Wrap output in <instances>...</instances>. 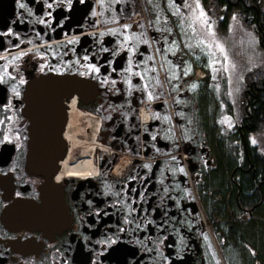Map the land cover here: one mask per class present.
I'll list each match as a JSON object with an SVG mask.
<instances>
[{"label":"flooded vegetation","instance_id":"af4514ba","mask_svg":"<svg viewBox=\"0 0 264 264\" xmlns=\"http://www.w3.org/2000/svg\"><path fill=\"white\" fill-rule=\"evenodd\" d=\"M174 2L179 12L169 0H73L71 9L65 0H0V264H264V116L253 118L264 93V0H200L215 33L248 40L252 65L245 60L234 109L222 65L213 73L193 45L211 37L184 0ZM133 33L149 40L136 42L133 58L144 79L126 74L127 51H116ZM62 76L92 83L94 98L26 102L29 82ZM70 106L95 146L85 177L64 169ZM43 201L67 215L63 227L21 222L18 203ZM113 234L117 244L100 243Z\"/></svg>","mask_w":264,"mask_h":264},{"label":"snow or ice","instance_id":"6c2138e0","mask_svg":"<svg viewBox=\"0 0 264 264\" xmlns=\"http://www.w3.org/2000/svg\"><path fill=\"white\" fill-rule=\"evenodd\" d=\"M79 2L81 4H83L85 2V0H79ZM98 2L100 3L101 7L103 6V0H98ZM169 3L176 8V11L179 12V8L180 6L176 5L174 0H169ZM53 5L52 4H48L47 7L48 8H51ZM65 6L69 9H71L73 7V0H65ZM21 7H23V5H21ZM182 7L184 8H188V9H191V13L190 15L193 17V20L194 22H198L199 24L203 25L204 26V29L206 30V32L209 34V36L211 37V42H208L206 39H201L199 41V44L200 45H204L205 47H202L201 51H206L208 54H209V61H208V65L209 67H212L213 65H216V64H221L222 65V68L221 70L224 71V72H228L229 71V66H228V56H227V52H226V49H225V46L223 43L220 42L219 39L216 38V33L215 31L213 30V27H212V24L209 22V16L207 15V13L205 12L204 8L202 7L201 3H200V0H194V4H190L188 2V0H184V3L182 5ZM93 15H95V11H93L92 13ZM45 15L46 16H52V13L51 12H45ZM233 19H235V16H233ZM43 23H46V21H42ZM184 21L181 20V24H183ZM191 27V25H189ZM131 27V25H129L128 23H125L123 24V28L124 29H129ZM113 34L115 35L116 34V30L113 29ZM168 31L170 32L171 29H168ZM192 31L193 32H196L197 29L196 28H192ZM7 33L8 34H12L13 33V29L12 28H8L7 29ZM103 34V33H101ZM129 41H132V46L129 45ZM75 42V40L73 41H70V43H73ZM136 42H139V43H142V44H149V40L144 36V34H135L133 33L132 35H128V34H124L123 36V40L122 41H118V44H119V48L116 49V51H120L121 49H125L127 51V55H128V67L126 69H123V71L126 73V74H134L136 76H139L140 79H144V75L136 70L139 68V65H133V58H134V55L137 53L138 49H137V46H136ZM172 44L175 46L176 44V41H172ZM186 47H189L191 48L192 46L191 45H186ZM215 49V51H214ZM104 51H108V49H103ZM157 51L159 52L160 50L157 49ZM218 51L219 54L221 56H223V62H221L220 60H217L214 58L215 56V52ZM114 54V53H113ZM21 56L24 55V53H20ZM88 56L85 55L84 56V60H88ZM149 59H152V57H149ZM77 63H79V61H77ZM141 63H144V61H141ZM87 69L89 72H94V73H100L101 72V69L99 66H97L96 64L94 63H88L86 65ZM232 68H235V65L233 64L232 65ZM154 70V69H153ZM113 71H115V69H113ZM212 72L213 73H216L217 72V69L215 67H212ZM83 75V73H81ZM185 74L187 75V72H185ZM212 79H216V76L213 75L212 76ZM240 79H243V77H240ZM21 83H23V79H21L20 81ZM159 82V81H157ZM113 84L116 83L115 80L112 81ZM126 83H128L130 86H132V82L131 80H127ZM149 87V85L145 84L144 85V89L146 90L147 88ZM191 87H195V85H191ZM15 91V90H14ZM117 91H119V89H117ZM16 95H19L18 92H16ZM229 95H231V92L229 93ZM153 98L152 96V93L151 92H148V99L151 100ZM167 119V117H166ZM225 122L227 123V120H225ZM228 127H232V124L231 123H228ZM8 137L6 136L5 137V140H7ZM17 147H19V145H17ZM173 159H175V157H173ZM145 167H148V165L146 164ZM180 172H184V168H180L179 169ZM132 192H136V189H132ZM140 197H143V193H137ZM17 195H20L19 193H17ZM126 195H128L126 193ZM89 203H91V201H89ZM121 203H123V201H121ZM128 207L131 209V211H135L134 208H131V205L129 204ZM97 212V215H100V210L97 208L96 210ZM104 215H107V213L105 212ZM133 221H130L128 216H125L124 217V223L125 224H130L132 223ZM136 227H141V224L137 221L136 222ZM119 231L121 233H125L128 231V229L126 228H123V227H120L119 228ZM122 239L121 236H117L115 234H113V236L111 237H108L107 239L101 241L100 243L101 244H104V245H115L117 244L120 240ZM205 239H207V237H205ZM90 256H91V253H90ZM85 264H88V258H86V262ZM92 264H95V261L93 260L92 261Z\"/></svg>","mask_w":264,"mask_h":264},{"label":"water","instance_id":"95a60500","mask_svg":"<svg viewBox=\"0 0 264 264\" xmlns=\"http://www.w3.org/2000/svg\"><path fill=\"white\" fill-rule=\"evenodd\" d=\"M96 94V87L86 80L75 76H62L59 78H40L28 83L25 90L26 102H34L37 97H42L43 104H46V97L59 95L60 98L77 97L82 102L91 101ZM50 103V101H49ZM29 169L39 173L46 170V167L32 165L27 161ZM48 202V201H47ZM43 201L40 206L30 202H20L17 204L18 209L24 210L18 214L22 223L35 227H47L57 229L67 223V215L63 214L60 208V214L49 213L50 206ZM58 209V207H57ZM10 214V210L7 215ZM57 227V228H55Z\"/></svg>","mask_w":264,"mask_h":264},{"label":"rangeland","instance_id":"374dc122","mask_svg":"<svg viewBox=\"0 0 264 264\" xmlns=\"http://www.w3.org/2000/svg\"><path fill=\"white\" fill-rule=\"evenodd\" d=\"M232 22H233L232 20H228L227 25L231 24ZM181 31L182 30L179 29L177 32L181 33ZM216 37L217 38L222 37L219 40L221 43L224 44L226 52H227L229 71L228 72L223 71V73H224V77H225L226 85H227V89H226L227 99L231 102V106L234 109L233 99L238 94V91H239L238 85L241 80L240 77L243 76V73L246 69L245 60L248 61L249 65H252L250 59H247V54L250 53L249 51L250 48L246 46V43H248L247 39H241V37L236 38L235 35L231 31L228 33L225 31L219 32L216 29ZM210 42H211V38H210ZM241 44H242V48L240 46ZM193 45H194L195 51L197 50L201 55H204L207 58V65H208V61L210 59L209 54L206 51H201L202 47H205V46L199 44V39L198 40L194 39ZM214 58L217 59L216 52H215ZM221 59L223 60V57H221ZM233 64L235 65V68H232ZM212 67H217V65H213ZM230 92H231V95H229ZM81 121L78 122V126L82 127V130H79V135H80V138L86 140V138H84L85 130H83V128L85 129L84 125L86 124V121L84 119H81ZM90 138L92 140V137Z\"/></svg>","mask_w":264,"mask_h":264},{"label":"bare ground","instance_id":"6f19581e","mask_svg":"<svg viewBox=\"0 0 264 264\" xmlns=\"http://www.w3.org/2000/svg\"><path fill=\"white\" fill-rule=\"evenodd\" d=\"M69 115L71 121L66 133L67 142L69 144V153L64 162V169L68 174H72V176L85 177L93 174L94 172V169L91 166L92 159L88 156V154H91L95 146L92 143L91 138H87V142V140L80 138L79 135L78 124L76 123L80 119L86 117L75 113L74 106H70Z\"/></svg>","mask_w":264,"mask_h":264},{"label":"trees","instance_id":"16d2710c","mask_svg":"<svg viewBox=\"0 0 264 264\" xmlns=\"http://www.w3.org/2000/svg\"><path fill=\"white\" fill-rule=\"evenodd\" d=\"M261 97L262 98L260 100H257L255 102V107H257V110L253 112L254 113V115H253L254 117L253 118H256L255 117L256 114H259L260 117L264 116V93L261 94ZM248 122L250 123V121H248ZM257 128L258 129L260 128V131L264 128V118L263 119H259L257 121ZM247 187H249V186H247Z\"/></svg>","mask_w":264,"mask_h":264}]
</instances>
